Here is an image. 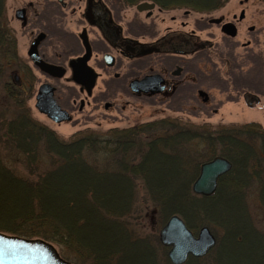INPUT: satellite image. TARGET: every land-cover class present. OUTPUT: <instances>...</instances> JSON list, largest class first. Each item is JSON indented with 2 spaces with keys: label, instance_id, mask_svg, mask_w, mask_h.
<instances>
[{
  "label": "trees",
  "instance_id": "obj_1",
  "mask_svg": "<svg viewBox=\"0 0 264 264\" xmlns=\"http://www.w3.org/2000/svg\"><path fill=\"white\" fill-rule=\"evenodd\" d=\"M141 1L166 11L209 14L228 0H115L124 6ZM5 4L0 0V82L8 95L0 99V232L49 241L71 253L76 264H160L158 255H166L167 248L135 235L126 222L144 204L152 223L154 214L162 224L178 214L194 232L205 225L224 233L208 255L189 257L186 264H264V168L254 147L238 138L239 128L201 127L196 133L160 120L103 135L81 131L62 140L34 121L21 105L22 95L7 88L6 65L15 58L16 41ZM161 124L170 132L146 134L139 142L145 131ZM258 126L242 128L257 139L252 128ZM198 145L205 153L196 152ZM217 154L231 162V170L218 180L214 194H195L192 184L200 165ZM250 158L256 159L251 166ZM252 192L259 219L251 210ZM163 260L171 264L167 255Z\"/></svg>",
  "mask_w": 264,
  "mask_h": 264
},
{
  "label": "flooded vegetation",
  "instance_id": "obj_2",
  "mask_svg": "<svg viewBox=\"0 0 264 264\" xmlns=\"http://www.w3.org/2000/svg\"><path fill=\"white\" fill-rule=\"evenodd\" d=\"M5 8L7 26L16 41L15 58L6 65L7 88L20 93L24 102L32 101L36 111L55 125L85 120L87 109L116 108L114 100L122 91L131 98L159 99L162 104L174 107L194 101L189 96L194 92L196 100L200 99L205 104L210 100L207 91L198 86L195 88L200 79V64L206 58L201 52L206 46H211L199 37L207 25L203 19L197 18L190 29L183 20L158 29L154 12L166 13L158 6L142 12L146 21L134 17L125 21L123 11L127 7H120L115 0H23L13 15L19 25L21 40L24 38L27 41L25 55H21L16 32L9 23L6 4ZM190 13V10H184L182 15L187 18ZM75 14L79 31L69 27L70 15ZM169 18L172 23L179 20L174 15ZM222 18L220 24L213 25L220 26L222 32L223 26L228 23L237 29L245 19V11L242 10L238 18L233 14L232 21ZM210 19H206L208 24H211ZM249 30L253 31L254 27H249ZM249 44H244V47ZM33 46L41 61L61 68V77L46 73L34 63L30 55ZM84 57V63L92 69L94 77L84 70L83 62L78 61ZM254 72L255 81L252 77L245 79L240 88L253 90V84L259 88L262 73L258 69ZM143 79H146L144 87L131 86L134 81ZM258 88L255 90L257 93ZM43 90L46 97L50 95L63 112L62 117L67 114L70 120L57 123L39 111L37 97ZM201 91L206 96H201ZM251 94L244 92V103L251 106L258 104V96ZM45 106L51 107L49 102Z\"/></svg>",
  "mask_w": 264,
  "mask_h": 264
},
{
  "label": "rangeland",
  "instance_id": "obj_3",
  "mask_svg": "<svg viewBox=\"0 0 264 264\" xmlns=\"http://www.w3.org/2000/svg\"><path fill=\"white\" fill-rule=\"evenodd\" d=\"M22 1L23 0H6V7L10 26L14 29L18 38L20 54L25 55L27 41L24 38L21 40L18 33L19 25L13 19L15 9ZM118 5L120 7L124 6L122 3H119ZM124 7H127L123 11L126 19L125 21L130 20L133 17L136 18V20L146 21L145 13L138 12L135 6L125 5ZM184 10L185 9L167 10L166 13H158L157 10H155V21L159 23L158 29H163L166 25L178 24L181 20L187 22V29H190L193 27V22L196 21L197 18L203 19L207 24L200 32L199 37L201 41H206L207 43H210L211 46H206L205 51L201 52V54L203 53L206 55V58L205 61L200 64V79L199 82L195 84V88L198 86L199 89H203L208 92L210 100L207 104L203 103L200 99L196 100L195 92L189 95L193 97L194 101H188L187 103L182 104L181 107H178L180 104H177L174 107L170 104H162L159 99L148 101L147 99L131 98L126 96L124 91H122L119 94V97L114 100L116 108L104 110L100 107L96 111L87 109L84 112L86 115L85 120H76V122L73 121L60 125L53 124L43 117V115L39 114L34 108L32 101L24 102L23 99V104H21L23 109L31 112L30 116L34 121L37 123H43V125H46L48 128L54 130L55 133L64 141H70L75 133L81 131L85 132L86 130H89L93 133L103 135L111 129L116 128L120 130L140 127L160 120L168 121V123H171V126L173 127H175L174 125L187 128L191 127V129H194L196 133H201L204 130H201V127H204L205 130L208 131L217 128L218 126H233L237 127V129L239 128L237 131H240V134H242L240 136L238 135V138L244 144L254 147V153H256L257 160H259L262 168H264V0H228L222 8L209 14H198V12L191 11L190 16L187 18L182 15ZM242 10L245 11V19L237 26L238 33L236 37H229L225 35L221 31L220 26L208 24L206 20L209 18L224 17L225 21H232V15L236 14L238 18ZM68 13L72 12L68 11ZM171 15H174L177 19H179L178 22L172 23L169 18ZM70 16V29L79 31V27H77L75 22V17H77V15L75 14ZM160 22L164 23L162 24ZM249 27H254V30L250 31ZM247 43L250 44L247 48H245L244 44ZM255 69L260 70L262 73L259 88L254 84L252 85L254 88L253 90H250L247 87L240 88V83H244L243 80L245 79L250 80L252 77L253 81H255ZM256 88L259 90L258 93L255 91L257 90ZM246 91L251 92V95H257L260 100L259 103H256L253 106L245 104L243 94ZM0 93V99L6 101L8 95L1 82ZM183 97L186 99V96ZM251 123L259 125V129L255 128L257 125L252 128L259 133V136L256 137L257 139H250L248 136V129L242 128V126ZM167 124L156 126L153 129L154 131H145V133L142 134V138H139V142L145 139L146 134H153L154 136H157L165 134L167 131L170 132ZM170 129L172 130L171 127ZM232 134L235 135L236 133ZM196 147L197 153H201L203 150L205 151V147L202 145H198ZM204 151L203 153H205ZM215 157H223L227 159L220 154H217L213 158ZM209 160L211 159H206L203 163ZM254 163H256V159L254 160V158H250L249 166ZM15 166L16 167L13 166V168H16L17 171L22 169L17 165ZM45 168H47L46 160L43 161L41 166L42 170ZM254 183L255 182H253L251 186L255 189L256 186ZM250 196L249 201L251 210L259 219L262 214L258 208L256 193L252 192ZM136 210L137 209L135 208V211ZM149 211L150 209H146L144 204H140L137 213H132L131 216H129L130 219L126 220V222L135 235L143 238L145 236L150 237L154 240V245L159 246L158 242L161 244L159 233L172 215L164 224H162L161 217L158 215L159 213L157 215L154 214L155 216L152 223L150 222ZM182 219L184 220V218ZM260 225H264V221L263 223L260 222ZM204 226H201L196 232H194L190 227L189 228L197 234ZM210 230L216 237V240H219L224 235L219 228H214V230L210 228ZM156 240L158 242H156ZM53 245L60 254H63L61 256L64 259L76 264L73 261L74 256H72L71 253L69 254L68 252H64L58 245ZM216 245L214 248H216ZM213 249H211V251ZM167 252L168 249L166 250V255ZM164 255L165 254L162 253V251L158 255L160 264H166L163 260L166 256ZM86 264H89V262Z\"/></svg>",
  "mask_w": 264,
  "mask_h": 264
},
{
  "label": "water",
  "instance_id": "obj_4",
  "mask_svg": "<svg viewBox=\"0 0 264 264\" xmlns=\"http://www.w3.org/2000/svg\"><path fill=\"white\" fill-rule=\"evenodd\" d=\"M63 1V0H60ZM156 7L155 3L142 2L136 6L138 12L150 11ZM243 17V12L241 13ZM223 18H211L209 23L220 24ZM223 32L228 36L235 37L237 29L232 23L223 26ZM30 55L34 63L48 74L61 77V68L46 64L37 55L36 49L31 48ZM86 57L78 61L83 62V68L87 73H92V69L84 62ZM95 74H93V77ZM77 81V80H76ZM79 81V80H78ZM77 81V82H78ZM146 79L134 81L131 86L139 85L144 87ZM42 90V89H41ZM146 91V89H144ZM201 96H206L205 92H200ZM39 102L36 107L41 113L47 114L55 122L70 120L66 114L62 117V111L55 102L47 98L44 90L38 95ZM41 99L43 104L41 103ZM206 101V99H204ZM49 102L51 107L45 106ZM64 116V115H63ZM231 163L223 157H215L201 165L199 175L192 185V190L198 195L209 196L215 193L220 177L228 173ZM159 239L163 246L168 247L167 256L171 264H185L189 256L195 258L204 257L216 245V238L211 230L204 226L195 235L186 225L179 215H172L162 227ZM0 264H73L62 258L56 247L42 239H27L19 236L8 235L0 232Z\"/></svg>",
  "mask_w": 264,
  "mask_h": 264
}]
</instances>
